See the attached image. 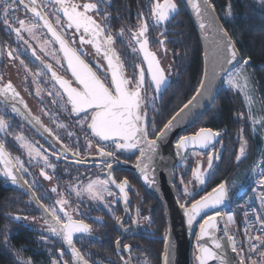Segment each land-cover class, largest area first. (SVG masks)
Returning a JSON list of instances; mask_svg holds the SVG:
<instances>
[{"label":"snow or ice","instance_id":"1","mask_svg":"<svg viewBox=\"0 0 264 264\" xmlns=\"http://www.w3.org/2000/svg\"><path fill=\"white\" fill-rule=\"evenodd\" d=\"M188 3L199 19L202 33H211L212 35L211 68L209 69L206 62L195 94L174 111L159 131L156 130L155 120L152 121L151 135L154 138H151L147 119L148 112L155 109L157 101L171 86V82L156 53L150 50L149 30L150 26L155 27L159 30L160 36H166V30L163 29H166L167 24L178 14L179 0H146L143 7H147L148 12H138L137 27L127 30L121 28L118 32L113 30L111 23L112 0H87L84 3H80L79 0H50V3L45 6L52 9L51 15L55 18V23L49 18V14L37 7L36 0H30L29 3H24V0H0V22L4 24L5 31L9 35L14 33L18 41L24 40L28 48L32 49V56L40 61L43 68L41 71L31 72L28 65L25 64V60L21 59L18 49L13 48L11 44L0 45V57L6 55L9 61L20 60L25 73L33 77V83H37V77L51 74L49 81L51 90H48V95L52 98L53 104L66 113L74 125L80 127L85 134L88 149H91L95 142L99 165L108 170L104 179L97 178L89 181L87 185L72 188L71 191H74L77 197L86 193L89 200L103 204L109 212H112V208L104 197L105 194L110 197L115 195L109 185L116 184L120 197L127 205V179L116 183L112 178L114 164L126 162V160L120 159L122 153L135 154L138 151L135 167L146 184L151 186L155 183L154 178L150 179V173L155 170L152 164L158 155L160 142L173 128L191 117L194 110L201 107L203 101H207L209 106L214 105L217 96L215 91L217 81H220L227 91H235L242 95L249 109L248 119L254 126L260 125L264 128V116L257 117L253 111L256 100L247 72L249 60L244 59L243 63H240L233 39L223 26L217 25L216 18L212 16L215 8L210 0H200V2L188 0ZM260 3L264 5V0H260ZM18 4L23 5L27 12H31L34 18L31 22L19 17H16L15 20L12 19L13 13L19 10ZM102 8L104 11H101ZM226 11L231 15V4L228 5ZM96 16L100 17V21L95 18ZM17 23L19 27L15 26ZM37 29H47L45 35L50 36V39L45 38L38 43L37 47L45 57L54 61L55 65L63 70V74H60L53 63L46 62L38 55L33 45L24 39V32H27L30 37L39 39L36 37ZM70 30L74 31H71L69 39ZM76 37L79 38V47L75 46ZM205 38H208L207 35ZM125 39L128 41L131 52L139 57L133 65L136 70L133 73L134 79L125 75V61L121 58L123 53L118 54L116 51V45L123 44ZM158 44L161 49H165V39H160ZM86 45H90L94 52L95 64L86 60L89 55L85 48ZM170 71L171 68L169 74ZM150 89L151 93H149ZM42 91L38 87L37 96L41 95ZM0 97L3 98L5 109L11 107L14 113L19 114L20 110L17 108V104H23V101L11 81L3 82L0 78ZM24 107L27 109V105ZM42 111L55 124L56 128L67 129V125L60 122L59 115H54L44 109ZM30 122L55 140L57 144H60L62 151L48 153V149L36 148L22 134L13 133L12 126L5 118V113L0 112V165H3V168H0V175L5 176L13 185L18 184L19 180L23 178L18 173L28 170L19 157L11 156L7 140L9 135H12L19 148L26 152L30 162L34 161L36 165H42L40 175L45 180L55 178L53 174L46 171L51 168L54 173L56 168V165L49 159L50 155H55L59 160L66 158V153L69 150L76 158H79L82 153L78 141L75 146L63 144L60 136L53 128L45 126L40 117H32ZM73 135V132H68L70 138ZM220 135V132L201 127L193 135H181L175 144L177 155H180L182 160L186 159L189 148L192 149L194 156L207 155L208 158L207 168H203L197 163V166L192 169L195 184H192L191 181L185 184L181 177L185 200L184 202L177 200L189 228L192 227L197 217L203 219V223L200 224V232L197 234V264H216V262L218 264H236V261L227 254V248H230L238 258V264H264V215H261L259 210L251 209V212L255 214L254 220L247 219L249 211H244L246 218L245 239L243 243L238 244L235 236L229 231V225L236 223L233 215L219 211L226 201L231 200L235 195V193H230L227 182H220L211 192L199 199H195L194 192L190 191L189 185L193 188L205 185L207 179L214 175L215 162H219L222 158L214 147V142ZM239 139L240 148L235 156L238 163L246 156L247 146L243 135ZM180 150H184L183 155ZM81 162L80 159L74 160V163ZM245 180L256 185L252 191L258 193L260 209L264 210V154H261L260 159L252 167L251 174L246 175ZM24 184L28 185L32 198L42 209V218L48 233L51 237H56L62 242L61 248L58 250L60 254L52 260L51 264H60L64 255V247H67L71 252V259L65 264H89V260L76 247L75 243L77 236L84 240L93 235L92 224L85 222L87 218L85 213L80 212L79 207L74 210V214L66 210L65 206L70 207L69 200L65 198L58 186H53L51 192L59 198L55 204L46 205L42 203L44 197H36L34 182L30 183L25 179ZM189 200L191 201L190 206ZM125 211L127 212V207H125ZM210 211L211 214H209ZM74 215L84 218L76 219ZM222 216L227 217V222L223 229V236L218 237L216 236L217 218ZM137 217H139V212H137ZM14 219L19 221L21 217L17 215ZM23 219L27 220L28 217L25 216ZM115 219L124 231H129L124 227V222L120 217H115ZM142 219L148 220L149 217L145 216ZM96 220H101V217H97ZM131 224L138 226L139 220L133 218ZM205 237L210 241V246L199 243ZM44 239L47 242L48 238ZM5 243L7 244V238ZM120 243L121 240L117 239L116 248L119 259L123 261V264H129V261L119 254ZM165 245L166 253L171 254V248L174 246L169 245L167 236ZM245 246L247 254H245ZM123 251L130 252L131 246L124 245ZM17 256L19 257V253ZM19 264H31V262L20 260ZM165 264H168V255L165 256Z\"/></svg>","mask_w":264,"mask_h":264},{"label":"flooded vegetation","instance_id":"2","mask_svg":"<svg viewBox=\"0 0 264 264\" xmlns=\"http://www.w3.org/2000/svg\"><path fill=\"white\" fill-rule=\"evenodd\" d=\"M29 2L30 0H24V3ZM79 2L84 3L87 2V0H79ZM49 3L50 0H36L37 7L44 13L49 14V18L53 23H55V18L51 15L52 9L45 6ZM145 4L146 2L140 0H112L110 14L113 30L118 32L121 28L126 30L129 28H136L138 23V12H148V8L143 7ZM17 6L19 10L13 13V20H15L16 17L25 19L28 22H31V20L34 19L31 12H27L23 5L18 4ZM101 11H104V9L102 8ZM95 18L100 21L99 16H96ZM171 22L172 21L169 23ZM149 24L151 25L150 18ZM15 26L19 27V24L17 23ZM165 30L166 36L162 37L160 36L157 28L150 26L149 39L151 43L149 47L150 50L156 53L161 63L166 66L165 69L167 72L168 62L166 61V50L164 49L163 51L158 44L160 39H165V45L169 44V42L173 40L167 28ZM71 31L74 30H70L69 39L71 38ZM46 33V29H37L36 37L39 39L30 37L27 32L23 33V37L33 45V48H35L38 55H40L46 62L53 63L54 67L57 68L60 74H63V70L59 69L58 66L55 65L54 61H50L48 57H45L44 54L40 52L39 47H37V44L43 39H50V36L45 35ZM4 44H11L13 48L18 49L21 59L25 60V64L28 65L31 72L35 73L42 70L43 66L40 61L36 60L35 57L32 56V49L28 48V45L24 43V40L18 41L14 33L9 35L5 31L4 24L0 22V45ZM75 46L79 47L78 37H76ZM85 48L89 52L86 60L95 64L96 59L91 46L86 45ZM116 51L118 54L123 53L121 58L125 61V75L134 79L135 77L133 76V73L136 70L133 65L139 57L135 56L131 52V49L128 47L127 39L124 40L123 44L118 43L116 45ZM50 77L51 75L48 73L47 76L37 77V83H33V77L25 73L23 66L20 64V60L9 61L6 55L0 57V78H2L3 82L11 81L23 101V104H17V107L20 105V108L18 109H24L28 116L31 115V117H40L45 126L53 128L60 136L63 144L75 146L78 141L79 147L82 150L79 158L73 157L71 150L66 153V158H61L59 160L56 159L55 155H50L49 159L56 165V168L54 173L51 168L46 171L53 174L55 178L52 180H45L40 175L42 165H36L34 161L30 162L26 152L23 149H20L13 136L9 135L7 140L11 156L19 157L24 167L28 170L27 172L19 174L23 177V180L27 179L30 183L34 182L36 186V197H44L42 203L46 205L55 204V201L59 197L55 193L51 192V188L53 186H58L59 190L64 193L65 198L69 200L70 207L65 206L66 210H69L74 214V210L79 207V211L85 213L87 217L85 222L92 224L93 235L84 240H81L79 236H77L75 243L76 247L80 249L86 259L89 260V264H123V261L119 259V255L117 254V239L121 240L119 254L123 255L124 259L129 261V264H160L161 253L164 245L163 238L167 232L166 220L163 216V209L144 190L143 186L136 177V174L129 170L130 167H133V165L136 164V157L138 156L137 153H122L120 155V159L126 160V162L114 164L112 171V178L116 181V183L124 181L125 179L128 181L127 205H125L123 199L120 197L119 189L116 187V184L109 185L110 190L113 191L115 195L110 197L105 194L104 197L105 201L108 202L109 206L112 208V212H109L108 208L104 207L103 204L89 200L86 193L77 197L76 193L71 191L74 187L87 185V183L91 180H95L97 178L104 179L108 170L99 165V159L95 151V142L93 143V147L88 149L85 134L81 131L80 127L78 125H74L72 120L68 118L67 114L63 113L56 105L53 104L52 98L48 95V90H51V84L49 83ZM38 87L43 90L39 96L36 94ZM149 91L151 92L152 90L150 89ZM166 93L167 91H165L159 100H161ZM0 100L3 102L2 97H0ZM1 102L0 112L5 113V118L12 126L11 131L13 133L22 134L36 148L41 150L48 149V153H52L53 151H62L60 144H57L55 140H53L51 144L47 143L40 134L34 132L28 125L24 124V122L21 121V118H19L18 115L10 109V107L5 109L3 107V103ZM24 105H27V109H25ZM42 109L47 110L54 115H59L60 122L66 124L67 129L56 128L55 124L51 122L49 117L43 114ZM152 118L153 110H150L148 112L149 131L150 137L154 138V136L151 135L152 127H150ZM199 123L184 132L182 135L194 134L201 127H205V125H199ZM69 131L74 133L71 138L68 136ZM213 131L221 133L222 138L214 147L221 154L222 158L219 162H215L213 179L207 185L206 190L202 194L195 196V199H199L201 196L205 195V193L219 184L217 181L221 176L223 178L221 169L223 168L225 162L224 156L227 154L225 152V148H221L223 131ZM75 159H80L82 162L74 163ZM207 160V155L194 156L191 150L187 153L186 159H184L183 162L180 163L174 170L173 184L175 186L177 199L181 202H184L185 200L184 185L181 184V177H183L186 182L185 184L190 181L192 184H195L192 179V169L197 166V163L201 164L203 168H207ZM0 183L12 196L13 203L11 205V209L15 211L14 217L17 215L21 217L19 221L15 220L14 217L12 220V223L17 227L15 232L16 236H18L20 240V249L18 251L19 257L17 259L18 264L20 260L25 262L30 261L31 264H51L52 260L59 256L60 253L58 250L61 248L62 242H60L56 237H51L50 233H48L47 226L42 218V209L37 203L36 206L35 200L33 199L34 202H32L31 197L23 191L12 187L6 188V182L1 179ZM189 188L190 191H194L195 189L191 185ZM190 203L191 201L189 200V205ZM125 207H127V212L125 211ZM137 212H139V217H137ZM25 216L28 217L27 220L23 219ZM145 216L149 217V219H142V217ZM97 217H101V220L97 221ZM115 217H120L124 222V227L128 228L129 231H124V229L117 224ZM74 218L82 219L84 217L74 215ZM133 218L139 220L138 226H132L131 221ZM45 237L48 238L47 242L44 239ZM124 245H130L131 251L124 252ZM63 251L64 255L60 264H65L66 261L71 259L70 250L67 249V247H64Z\"/></svg>","mask_w":264,"mask_h":264},{"label":"trees","instance_id":"3","mask_svg":"<svg viewBox=\"0 0 264 264\" xmlns=\"http://www.w3.org/2000/svg\"><path fill=\"white\" fill-rule=\"evenodd\" d=\"M210 2L242 55L240 63H243L244 59L249 60L247 65L249 75L264 116V8L256 0H210ZM229 4L231 16L230 19L224 20L222 13ZM179 8L181 12L166 26L173 38L165 45L167 69L171 68L173 81L164 97L156 103L158 111L154 116L160 128L179 106L193 96L203 71L198 35L180 4ZM220 91L214 105L204 115L199 125L223 131L221 148H225L227 154L224 156L225 162L221 169L223 178L221 176L217 182H227L229 186L232 179L246 170L254 160L257 147L249 135L240 96L222 89ZM262 129L264 132V128ZM241 135L247 141L246 156L238 163L235 156L240 148ZM12 203V196L0 183V264H18L20 240L15 233L17 227L12 223L15 215V211L11 209Z\"/></svg>","mask_w":264,"mask_h":264},{"label":"water","instance_id":"4","mask_svg":"<svg viewBox=\"0 0 264 264\" xmlns=\"http://www.w3.org/2000/svg\"><path fill=\"white\" fill-rule=\"evenodd\" d=\"M198 2H200V0H198ZM179 4L181 8L183 9V11L187 13L189 20L193 25L195 33H197L198 35V39H199V43L201 45V51H202L201 52L202 67H203V71L201 75V78H202L206 62L208 64L209 69L211 68L210 53H211V48H212V35L211 33H207V34L202 33L199 27V19L196 16L193 9L191 8L190 4L188 3V0H179ZM180 12L181 11L179 8L178 14ZM209 12H211V9H209ZM178 14H176L175 17ZM212 16L216 18V23L218 26H223V23L222 21H220L219 16L217 15L216 11L212 12ZM205 35H207L208 37L207 39L205 38ZM236 49L238 52V58L241 62L242 55H240V52L237 46H236ZM161 66L165 70L166 75H168V79L170 80L171 85H172L173 80H172L171 74H169V69L166 72V69H165L166 66H164L162 63H161ZM144 67L146 69V65ZM222 86L223 84L220 81H217V86L215 89L217 96L221 92L220 90ZM212 106L213 105L209 106L207 101H203L201 107L195 109L191 117L181 122L177 127L173 128L168 133L167 137L163 141L160 142L159 149H158V155L155 157L153 164H152V167L155 170L150 173V179L154 178L155 183H153L151 186L146 184L140 172L135 167L136 164L133 165V167H130L129 169L132 173L136 174V177L138 178L140 184L143 186L144 190L148 193V195L152 197L159 204V206L163 209V216H164V219L166 220L167 232L163 238L164 245H163V250L161 253L162 255H161L160 264H165L166 255H168V264H197V261H196L197 243H198L197 234L200 232V224L203 223V219L201 217H197L192 227L189 228L187 225L186 217L183 215V210L179 207V204L177 203L178 199H177V195L175 191V186L173 184L174 182L173 172L179 166V164L183 162V160L181 159L180 155H177V149L175 147V144L178 141L179 137L184 132L188 131L190 128L194 127L197 123L200 122L201 118H203V116L207 114V112L211 109ZM17 108H20V105ZM17 115L19 118H21V121H23L24 124L28 125L30 129L40 134L47 143L51 144L53 139L51 137H48L46 133H43L41 129H39L37 126H34V124L30 122L32 117L31 115L28 116L27 112H25L24 109L20 110L19 114ZM221 138L222 137L220 135V137H218L217 140L214 142V146L221 140ZM191 150L192 149L189 148L187 150V153L190 152ZM208 150H211V149H208ZM180 151H181V154L183 155L184 150H180ZM200 151H207V150H200ZM136 153L139 155L138 151ZM0 168H3V165H0ZM18 175L20 174L18 173ZM0 179L6 182L5 184L6 188L12 187L17 190L18 189L21 190L25 194L30 196L31 201L34 202L31 192L29 191L27 185L24 184L23 179H20L19 183L16 185H13L12 182L3 175H0ZM212 179H213V175L211 176L210 179H207V183L205 185L196 186L193 191L195 196L202 194L206 190L207 185L210 183ZM209 192H211V190L208 191L207 193ZM207 193H205V195ZM227 203L228 201H226V203L219 209V211H222L226 207ZM209 214H211V211L209 212ZM221 225H222L221 217H218L217 218V231H216V236L218 237L223 236V229L221 228ZM166 236L169 238V245L174 246L171 248V254L166 253V245H165ZM199 243L204 244L205 246H210V241L208 240L207 237H205V239L203 240H200ZM225 244H226V240H225ZM227 254L234 259V253L231 252L230 248H227ZM234 261H236V264H238V260L234 259ZM216 264H218V262H216Z\"/></svg>","mask_w":264,"mask_h":264},{"label":"built area","instance_id":"5","mask_svg":"<svg viewBox=\"0 0 264 264\" xmlns=\"http://www.w3.org/2000/svg\"><path fill=\"white\" fill-rule=\"evenodd\" d=\"M258 133L259 135V144L258 149L256 151V155L254 160L248 165L243 177L238 179L233 185L229 187L230 193H235L234 197L228 201L226 207L221 211L222 213H227L233 215L236 223L229 225V231L235 236L238 244L243 243L245 236H244V229H245V216L244 211H249V217L247 219L254 220L255 214L251 212L252 208H256L260 211L261 215H264V210L260 209L259 200L257 199V192H253L252 189L256 185L251 183L250 181H246V175L251 174V169L254 164L260 159L261 154H264V132L261 126H258ZM243 182V186L241 184ZM222 225L221 228L224 229L225 223L227 222V217H221ZM251 231V228H250ZM258 243V241H257ZM245 254H247V247L245 246ZM234 259L238 260V258L234 254Z\"/></svg>","mask_w":264,"mask_h":264},{"label":"rangeland","instance_id":"6","mask_svg":"<svg viewBox=\"0 0 264 264\" xmlns=\"http://www.w3.org/2000/svg\"><path fill=\"white\" fill-rule=\"evenodd\" d=\"M256 2L259 4V5H261L263 8H264V5H262L261 3H260V0H256ZM227 8L225 9V11L222 13V17L224 18V20H227V19H230V16L231 15H229L228 13H227ZM242 64V63H241ZM247 72H248V74H249V71H248V66H247ZM250 76V75H249ZM250 80H251V78H250ZM251 86H252V89H253V91H254V93H255V100H256V104H255V108L253 109V111H254V113H255V115L257 116V117H260V116H263L262 115V112H261V103H260V100H258V98H257V96H256V90L254 89V87H253V84H252V81H251ZM222 90H224V91H226V92H229V91H227L225 88H224V86H222V88H221ZM149 93H151L150 91H149ZM229 93H231V94H238L239 96H240V99H241V101H242V103H243V107H244V113H245V115H246V121H247V124H248V131H249V135H251V138H252V140L256 143V151H257V149H258V144H259V135H257V133H258V126H260V125H253L252 123H251V121L248 119V111H249V109H248V106H247V104L245 103V100H244V98H243V96L242 95H240L238 92H235V91H231V92H229ZM150 96V95H149ZM151 98V96L149 97V99ZM154 111H153V118L152 119H154L155 120V113H156V111H157V108L155 107V109H153ZM150 127H152V121H151V126ZM155 127H156V129L157 130H159L160 129V126L158 125V124H155ZM256 151H255V154H254V156L256 155ZM184 166V165H183ZM244 171H246L245 169L241 172V173H239L238 175H237V177L236 178H233L232 179V181H231V183L229 184V187L231 186V185H233L238 179H241L242 177H243V175H244ZM186 183V182H185ZM188 184V183H187ZM190 186V185H189Z\"/></svg>","mask_w":264,"mask_h":264}]
</instances>
